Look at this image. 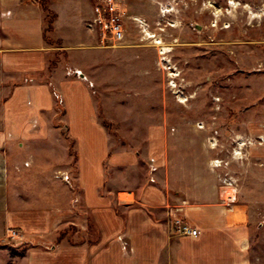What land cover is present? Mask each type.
I'll use <instances>...</instances> for the list:
<instances>
[{"label":"rangeland","instance_id":"1","mask_svg":"<svg viewBox=\"0 0 264 264\" xmlns=\"http://www.w3.org/2000/svg\"><path fill=\"white\" fill-rule=\"evenodd\" d=\"M123 7L127 16L137 18L127 20L123 46L102 47L85 26H64L58 33L67 40L64 50L50 52L51 68L30 76L45 81L59 65L67 77H81L99 121L119 147H139L147 127L162 121L207 129L214 159L221 160L218 174L232 180L223 187L222 199L228 207L247 211L244 245L250 264H264V0H123ZM44 29L47 42L62 47L46 22ZM160 45L168 49L163 55ZM53 94L52 124L63 138L55 129L44 143L7 155L9 187L0 192V264H29V250L43 246L38 240L50 241L60 230L66 229L67 244L95 238L80 208L74 142L64 132L63 103ZM47 208L72 211L56 232L54 225L47 229L41 223ZM72 220L75 225L69 226ZM10 226L22 239L7 237Z\"/></svg>","mask_w":264,"mask_h":264},{"label":"crops","instance_id":"2","mask_svg":"<svg viewBox=\"0 0 264 264\" xmlns=\"http://www.w3.org/2000/svg\"><path fill=\"white\" fill-rule=\"evenodd\" d=\"M39 1L0 0V192L9 187L7 155L44 143L55 129L61 136L52 124L55 91L63 103L64 132L74 142L80 208L95 238L80 245L55 236L40 239L43 246L29 250L28 263L250 264L244 245L249 217L222 199L218 169L211 165L216 150L207 129L162 121L147 127L139 147H119L99 121L81 77H67L59 65L45 81L30 76L45 73L49 53L66 47L67 40L58 34L61 27H84L91 15V0H48L55 13L51 34L63 42L54 47L45 39ZM22 77L31 80L22 82ZM61 144L68 161L64 139ZM55 210L45 209L41 223L47 229L54 225L56 232L71 209ZM173 216L195 227L197 235L173 234Z\"/></svg>","mask_w":264,"mask_h":264},{"label":"built area","instance_id":"3","mask_svg":"<svg viewBox=\"0 0 264 264\" xmlns=\"http://www.w3.org/2000/svg\"><path fill=\"white\" fill-rule=\"evenodd\" d=\"M129 18L137 21V18L127 16L123 7V0H91V15L84 21V26L102 47H121L126 41L127 20ZM141 25L143 26V24ZM143 31L145 32V30ZM151 38H154V34ZM160 43L161 39L159 38L155 44ZM55 98H59V96L55 94ZM211 165L214 168L221 167V160L213 159ZM218 179L221 184V191H223V187L232 185V180L229 177L218 174ZM171 229L177 235L196 236L198 233L195 227L190 226L179 217L172 219ZM6 235L12 240L22 239V234L13 228H8Z\"/></svg>","mask_w":264,"mask_h":264},{"label":"trees","instance_id":"4","mask_svg":"<svg viewBox=\"0 0 264 264\" xmlns=\"http://www.w3.org/2000/svg\"><path fill=\"white\" fill-rule=\"evenodd\" d=\"M47 1L48 0H40L39 1V4L41 5V7L43 8V11L45 12V18H44V21L47 23V26L49 24L50 28L51 27V24L53 22V19L55 18V13L52 12L48 7H47ZM51 67H47V69L49 70ZM72 148V145H69V148ZM66 229L64 230H60V231H57V236H56V240L57 241H60L62 238H64L66 236Z\"/></svg>","mask_w":264,"mask_h":264},{"label":"bare ground","instance_id":"5","mask_svg":"<svg viewBox=\"0 0 264 264\" xmlns=\"http://www.w3.org/2000/svg\"><path fill=\"white\" fill-rule=\"evenodd\" d=\"M145 35H146L148 38H150V37L152 36L149 32H146ZM154 42L157 43V42H158V39H155ZM162 46H163V45H160V46L158 47V53H159L160 55H163L164 53H166V52L168 51V49H164V47H162ZM161 58H163V57H161ZM161 58H160V61H161ZM170 84H171V83H170ZM172 85H173V83H172Z\"/></svg>","mask_w":264,"mask_h":264}]
</instances>
